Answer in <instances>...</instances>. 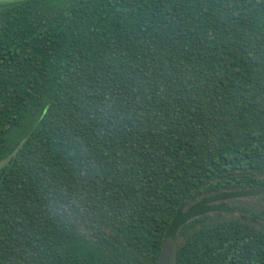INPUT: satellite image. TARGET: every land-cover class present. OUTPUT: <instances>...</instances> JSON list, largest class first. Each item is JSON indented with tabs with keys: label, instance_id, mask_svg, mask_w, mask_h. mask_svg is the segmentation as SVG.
<instances>
[{
	"label": "trees",
	"instance_id": "16d2710c",
	"mask_svg": "<svg viewBox=\"0 0 264 264\" xmlns=\"http://www.w3.org/2000/svg\"><path fill=\"white\" fill-rule=\"evenodd\" d=\"M11 156L0 264H264V0H0Z\"/></svg>",
	"mask_w": 264,
	"mask_h": 264
},
{
	"label": "water",
	"instance_id": "95a60500",
	"mask_svg": "<svg viewBox=\"0 0 264 264\" xmlns=\"http://www.w3.org/2000/svg\"><path fill=\"white\" fill-rule=\"evenodd\" d=\"M12 157L0 161V171L10 162ZM159 264H177V244L171 236L165 243Z\"/></svg>",
	"mask_w": 264,
	"mask_h": 264
},
{
	"label": "rangeland",
	"instance_id": "374dc122",
	"mask_svg": "<svg viewBox=\"0 0 264 264\" xmlns=\"http://www.w3.org/2000/svg\"><path fill=\"white\" fill-rule=\"evenodd\" d=\"M232 204L244 206V208L250 207L253 209H257V208L264 206V196L263 197L258 196L255 198L253 197L252 198H242L240 199V201L232 202ZM231 213H232L231 216H235V217H240L242 215L239 211L234 210V209Z\"/></svg>",
	"mask_w": 264,
	"mask_h": 264
}]
</instances>
